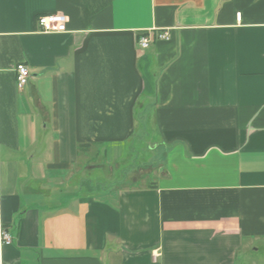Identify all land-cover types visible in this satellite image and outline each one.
I'll use <instances>...</instances> for the list:
<instances>
[{"label":"crops","instance_id":"0c3cea01","mask_svg":"<svg viewBox=\"0 0 264 264\" xmlns=\"http://www.w3.org/2000/svg\"><path fill=\"white\" fill-rule=\"evenodd\" d=\"M2 230L0 264H264V0H0Z\"/></svg>","mask_w":264,"mask_h":264},{"label":"rangeland","instance_id":"374dc122","mask_svg":"<svg viewBox=\"0 0 264 264\" xmlns=\"http://www.w3.org/2000/svg\"><path fill=\"white\" fill-rule=\"evenodd\" d=\"M149 135H150L149 137L150 140L148 139V143H146V145L144 143L137 145L136 151L140 153L138 158L136 157L127 158L125 156L121 161L117 162L118 164H113L111 165V167L101 164L100 168L97 169L99 172L91 173L90 175L89 172L86 173L87 171L85 170V177H86L85 184H87L86 189L89 188L88 185H92V187L93 186L97 187V183H99V186H101L102 189L116 187L117 184H119V182L130 184V182L125 179L128 177L130 173L129 170H131L132 172L134 169H139L141 167L145 168L158 158L156 153L157 150L152 149L151 146L147 147L149 144L150 145H152V143L155 144V142L157 141L155 139L156 135L155 134L152 135L150 133ZM106 168H111V170L113 171L112 173H114L113 176L109 175L110 172L105 171ZM137 174L139 173L132 175V177L137 176ZM100 178L101 180L98 181ZM129 180L132 181V179L130 178ZM144 182H148V180ZM144 182H142V184H144ZM263 255L264 253H262L259 256L262 257ZM262 259H264V257Z\"/></svg>","mask_w":264,"mask_h":264},{"label":"built area","instance_id":"2783aa9c","mask_svg":"<svg viewBox=\"0 0 264 264\" xmlns=\"http://www.w3.org/2000/svg\"><path fill=\"white\" fill-rule=\"evenodd\" d=\"M67 17L62 13H54L49 15L39 16L37 18V25L39 26L41 32L47 34H62L67 32ZM159 40H168L169 34L164 32L158 34ZM138 44L142 49H147L151 46L152 40L148 36L139 38ZM17 82L20 87H25L30 79V71L26 65L20 64L16 68ZM0 240L2 245H12L13 238L11 234L2 230L0 232Z\"/></svg>","mask_w":264,"mask_h":264},{"label":"trees","instance_id":"16d2710c","mask_svg":"<svg viewBox=\"0 0 264 264\" xmlns=\"http://www.w3.org/2000/svg\"><path fill=\"white\" fill-rule=\"evenodd\" d=\"M87 148H89V145H80V151H85Z\"/></svg>","mask_w":264,"mask_h":264}]
</instances>
